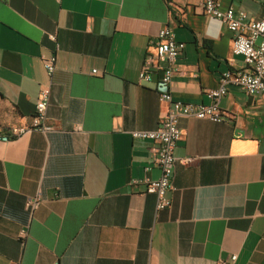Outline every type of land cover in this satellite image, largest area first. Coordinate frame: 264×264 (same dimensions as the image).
Masks as SVG:
<instances>
[{
	"label": "crops",
	"instance_id": "crops-1",
	"mask_svg": "<svg viewBox=\"0 0 264 264\" xmlns=\"http://www.w3.org/2000/svg\"><path fill=\"white\" fill-rule=\"evenodd\" d=\"M219 1L248 21L263 14L256 1ZM201 2L0 0V100L10 111L0 131V264H218L231 255L264 264V94L229 85L225 121L179 119L169 208L157 211L144 184H129L160 175L154 143L131 135L156 129L167 109L159 72L138 81L149 40L169 27L185 43L167 86L177 100L208 103L221 73L245 68L233 33ZM52 53L51 129L9 134L31 123L50 81L42 56Z\"/></svg>",
	"mask_w": 264,
	"mask_h": 264
},
{
	"label": "built area",
	"instance_id": "built-area-1",
	"mask_svg": "<svg viewBox=\"0 0 264 264\" xmlns=\"http://www.w3.org/2000/svg\"><path fill=\"white\" fill-rule=\"evenodd\" d=\"M258 2L263 9L259 19L248 21L247 14L233 7L220 8L219 0H202L201 12L211 16L222 23L233 33L232 52L243 57L245 68L240 70H227L220 74L216 88L205 90L208 103L185 102L175 99L168 91L167 86L171 83L176 72L181 54L185 49V43L176 39L175 34L169 27H164L149 40L150 54L145 56L138 72L139 82H148L152 78L153 71L159 72L158 94L159 100L166 103L167 109L158 127L154 130L133 131V138L148 139L154 143L151 148L154 162L160 171L156 179H133L130 185H145L144 192L155 195L156 210L169 208L171 199L169 193L175 190L173 183V169L176 162L174 148L183 137V131L179 127L181 117H194L197 119L222 122L226 116L219 107L221 98L227 93L229 85L237 87L246 95L264 94V0H251ZM55 42V49L59 48L56 36H48ZM43 65L50 78L49 84L41 86L35 104V112L29 125L12 129L9 134H25L32 130L48 131L51 129L46 124V110L50 98V86L55 71V54L42 56ZM93 73H96L93 71ZM188 158L185 161H192ZM39 194L26 199V208L32 212L40 203ZM26 236V230L22 229L20 237ZM236 255L227 259H220L218 264H234Z\"/></svg>",
	"mask_w": 264,
	"mask_h": 264
},
{
	"label": "rangeland",
	"instance_id": "rangeland-1",
	"mask_svg": "<svg viewBox=\"0 0 264 264\" xmlns=\"http://www.w3.org/2000/svg\"><path fill=\"white\" fill-rule=\"evenodd\" d=\"M7 114V115H6ZM10 116V111L8 108L1 102L0 100V131L5 127L8 126V120Z\"/></svg>",
	"mask_w": 264,
	"mask_h": 264
}]
</instances>
